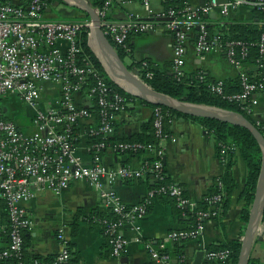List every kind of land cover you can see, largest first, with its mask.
Instances as JSON below:
<instances>
[{"label":"built area","instance_id":"2783aa9c","mask_svg":"<svg viewBox=\"0 0 264 264\" xmlns=\"http://www.w3.org/2000/svg\"><path fill=\"white\" fill-rule=\"evenodd\" d=\"M141 2L147 13L146 19L134 13L128 14L124 21L113 22L109 19L110 0L96 8L103 31L116 46L126 50L128 43L138 35L158 30L171 33L175 41L172 74L177 78L184 75L188 38L195 27L199 30L195 51L200 58L223 51L231 65L238 71L243 70L249 48L242 41H224L220 34H211L207 22L202 19L203 15L219 9L222 16L227 17L239 8L249 6L264 16V0H209L203 6H194L192 0H182L180 9L169 8L161 13L153 11L151 0ZM45 8L42 0H20L18 3L0 0V100L16 96L34 109L31 132L4 119L0 113V203L6 208L9 227L7 245L0 249V264H46L35 259L27 263L24 258V235L34 227L25 204L45 191L61 194L76 181H85L95 188L106 200L107 208L116 216V220L102 223L105 234L111 237L112 256L121 258L130 244L125 231L136 232L138 239H141L140 221L147 215L153 200L159 196H170L175 198L179 208L191 211L196 209L197 204L184 195L181 186L175 184L150 190L143 202L133 206L127 205L113 189L107 187L120 180H138L148 175L163 180L162 143L167 136L163 133L161 107L154 112V128L160 139L158 146L113 142L107 146L105 142H99L89 147L90 152L93 149L89 162L78 153L76 130L83 120L93 115L89 109L91 105H81L78 97L85 96L91 103L94 97L97 99L99 126L88 132V138L96 135L108 139L112 136L118 115L125 112L128 106L125 98L111 90L98 72L90 66L78 64L81 51L78 38L82 30L88 28L90 39L93 22L90 19L50 20L45 17ZM260 25L263 30L257 46L260 60H264V18ZM143 66L148 68L147 64ZM89 75L96 78L95 86L84 95ZM51 83L60 88L57 107L43 109L40 101L46 84ZM224 86V81L220 80L211 86V92L224 95ZM241 86V92L227 98L244 112L259 116L261 113L256 108L260 106L261 98L264 101V83L253 82L242 72ZM257 125L260 126L261 122L258 121ZM109 147L116 151L145 149L146 153L155 155L157 159L152 164L146 161L141 170L130 167L110 169L102 159L103 152ZM207 201L210 203L209 209L197 213L198 226L190 231H172L167 235V241L201 238L205 223L222 213L224 196L218 194L207 198ZM1 221L0 209V233L5 232ZM257 235L264 236L263 224L259 226ZM57 239L61 242V250L55 264H68L71 253L64 228L58 230ZM146 246L155 264H172L171 258L162 255L151 242H146ZM164 248L161 245V249ZM204 252L203 264H226L231 255L228 249Z\"/></svg>","mask_w":264,"mask_h":264},{"label":"crops","instance_id":"0c3cea01","mask_svg":"<svg viewBox=\"0 0 264 264\" xmlns=\"http://www.w3.org/2000/svg\"><path fill=\"white\" fill-rule=\"evenodd\" d=\"M12 1L18 3L20 0ZM208 1L192 0V4L203 6ZM219 1L225 2L226 0ZM87 2L91 4V0ZM151 5L155 13L167 10L163 0H151ZM56 9L57 5L53 2L52 6L46 9L45 17L50 20L78 21L85 14L80 10L69 8L67 13L62 12L63 16H57ZM134 13L144 19L147 18L141 0H117L113 3L109 15L113 22H121L127 18L128 14ZM258 13L253 8L244 6L225 17L219 9H214L206 15V22L213 26L260 24L261 19ZM131 43L133 54L124 58L129 67L140 68L137 62H143V65L147 64L149 68L157 71L172 68L175 58V41L170 33L161 30L145 33L134 37ZM93 48L98 49L95 43H93ZM142 68L140 70H143ZM184 70L188 73L204 71L213 78L221 80H233L238 75L223 53H213L200 58L194 45H190L187 49ZM48 85L46 84L40 101V107L43 109L57 107L58 99L53 101L46 93ZM77 99L81 105H92L85 96ZM3 104L4 102L1 104V111H3ZM261 108H264L262 98ZM155 109L151 105H144L140 102L129 103L128 109L118 115L114 134L110 138L122 140L141 133L145 125L151 122ZM17 114L15 112L8 115L18 121L22 130L31 132L34 109L31 107L29 110L24 109L20 117ZM98 126L99 116L93 112L92 117L83 120L76 130L78 153L87 162L91 159L88 132ZM169 132L170 136L162 143L164 150L162 159L166 174L172 183L183 188L192 202L198 204L203 201L214 180L225 172V165L218 154L217 142L201 125L187 120H173ZM149 156L148 153L122 154L109 147L103 152L102 159L110 169L130 167L134 170H141ZM247 172L245 161L238 159L232 172L236 186L229 197V206L224 214L222 212L218 218L205 223V231L201 238L191 240L186 244L187 264H193L196 254L208 250L212 245H225L242 239L247 226L241 218L242 210L246 205L242 196L246 186ZM155 180V177L150 175L138 180H120L107 187L113 189L127 205L133 206L147 198ZM25 207L34 221V227L26 234L27 253L30 259L27 260L28 263L35 256L44 259L57 255L61 250V242L57 239V233L60 228H64L66 241L71 243L74 264H155L146 242H151L157 249H161V245L171 248L173 243L167 241V235L172 231L186 230L189 227L185 219L178 217L177 210L171 201L167 198H156L149 206L147 215L140 221L141 239H138L136 232L125 231L124 234L130 244L124 255L116 258L112 256V246L105 235L104 227L91 220L95 213L109 215L111 211L106 206V200L89 183L76 181L61 194L45 191L27 202ZM75 229L76 235L73 236ZM7 241L0 235V249L7 245ZM204 261L205 257H203L202 264ZM250 261L255 264H264V236H257L251 250Z\"/></svg>","mask_w":264,"mask_h":264},{"label":"trees","instance_id":"16d2710c","mask_svg":"<svg viewBox=\"0 0 264 264\" xmlns=\"http://www.w3.org/2000/svg\"><path fill=\"white\" fill-rule=\"evenodd\" d=\"M55 1L56 0H42L43 4L46 6L44 10L45 15H46V9ZM107 1L109 0H91V5L94 8H100ZM110 1H112V5H111L112 8L113 3H115L117 0H110ZM164 5L166 6V9L169 8L180 9L183 6V2L182 0H164ZM258 14L262 21V19L264 18L263 14L261 12H259ZM89 19H90L89 16L87 14H84L83 18L80 19L79 21H84ZM109 19H110V15H109ZM202 19L206 21V16L203 15ZM207 26L211 34H220L224 41H228V40L242 41L249 48L248 56L243 61L244 67L242 71H238L233 65H231L227 61L233 68L236 69L238 75L233 80L232 79L223 80L225 83L224 95H216L213 92H211V86L214 83L220 81L221 79H215L210 74L204 71H194L188 73L186 72V70H184V75L181 78H177L172 74V68L157 71L153 68H149V67L145 68L143 66V62H137V65L140 68L142 67L144 68V69L142 68L143 70H141L143 79L155 91L169 95L181 102L216 107V108L240 113L243 116H245L252 124H254L264 134V108H261V104L258 108H256V111L260 112L261 114L255 117L241 110L238 104L229 101V99L227 98L232 94L241 92L242 72H244L251 81L264 83V60H260L259 48L257 46L262 34V30H263L262 26L259 23L223 24L217 26H213L207 23ZM198 31L199 30L197 29V27H195L192 34L189 35L188 47L190 45L195 46ZM88 34H89L88 28H84L78 38V45L81 49L80 53L78 54V64L81 66H90L95 70V72H98L99 76L105 80V82L107 83L109 88H111V90L120 93L125 98L127 106H129V103L132 102H140L144 105H151L154 108L160 107L148 103L142 100L141 98L128 93L109 77L102 63L99 61L98 57L95 55V53L92 51L89 45ZM110 41L115 46L122 59H124L127 55L131 56L133 54V45L131 43L132 40L128 43V50L116 46L111 39ZM216 53H223L225 56V53L223 51H219ZM258 59L260 60V62H258ZM148 74L149 76H147ZM95 80L96 78H93L92 75H89L87 83L84 87V95L90 93L91 89L95 86ZM7 100H12V103L14 104L19 102L18 106H21V103L23 104L24 102L19 97L16 96L7 97L0 100L1 116L4 119L11 120L18 125L17 120H15L12 116L7 115L6 113H3V111H1L2 102H5ZM96 100L97 99L94 97V99L92 100V105L89 107V109L91 112L97 113L98 108H97ZM161 108L163 114L162 128L164 135H166L167 138L170 136V132H169L170 125L175 119L187 120L201 125L203 128L206 129L209 136H211L217 142L218 154L221 162L225 165V172L223 175H221L220 177L214 180L212 187L205 195L203 201L197 204V207L194 211L179 208L176 205L175 198L173 197L159 196L158 198H167L169 201H171V203L174 204L177 210L178 217H180L181 219H185V222H187L189 225V227L186 229L187 231L195 229L199 224L197 213L199 211H206L210 207V203L209 201H207V198H212L215 195L222 194L224 196V204L222 207L223 209L222 212L223 214L225 213V211L229 206V197L231 196L236 186L235 180L232 176L233 168L237 160L242 159L247 164L248 172L246 178V186L244 188V192L242 196L246 202V205L242 210L241 218L243 222L247 224L250 217V209L255 199L257 183L260 177L262 162H263L262 149L259 143L257 142L256 138L246 128L233 126L213 119L189 116L174 110H170L169 108L166 107H161ZM154 119H155V114L153 115L151 122L145 125L141 133L135 134L130 138L118 140V139H111L110 137L108 139H103L102 136H96V135L91 136L88 138L89 147H92L94 144H97L99 142L101 143L105 142L107 146L113 142V143H118V144L121 143L127 145L140 144L144 147L145 146L147 147L148 145H152L156 147L160 143V139L156 135V130L154 128ZM258 121L261 122L262 126L257 125ZM117 152L128 155H142L146 153L145 149H140L137 150L136 152L132 150H127V151L117 150ZM91 153H93V149L91 150ZM156 159L157 157L151 154L147 161L150 164H152ZM163 172L165 174L163 180L156 179L154 181V185L151 187V190H157L166 187L168 185L174 184L170 181L169 177L167 176L165 168ZM184 195L186 196L185 191H184ZM0 209L2 212L1 225L4 226L5 228V232L4 231L1 232L0 235L1 237H4V240H8L7 237V233L9 229L8 214L6 208L3 206L2 203H0ZM91 218H92L91 219L92 222L95 221L96 223L101 224L102 226H103L102 221H114L117 219L112 212L109 215L107 214L101 215L95 213L94 216H92ZM262 224L264 225V213L262 218ZM26 234L27 233H25L24 235L25 248H26V251L24 252V258L27 261L30 259H29V254L27 253L28 245L26 243ZM75 235H76V229L73 230V236ZM105 235L110 243L111 237L107 234ZM189 241L191 240L171 241L169 243H173V246L171 248L165 246L164 249H160V253L162 255H168L171 258L172 264H187L185 260V248H186V244ZM67 246L71 253V259L69 260L68 264H74L75 259L73 258V254L71 251V243L68 242ZM241 246H242V242L241 240H239L225 245H219V246L212 245L208 248V251L228 249L231 251V255L226 264H238ZM56 257L57 255L43 259L40 256H35L33 257V259L39 260L40 262L42 263L44 262L46 264H55ZM211 264H221V263L211 262ZM249 264H255V263L250 261Z\"/></svg>","mask_w":264,"mask_h":264},{"label":"water","instance_id":"95a60500","mask_svg":"<svg viewBox=\"0 0 264 264\" xmlns=\"http://www.w3.org/2000/svg\"><path fill=\"white\" fill-rule=\"evenodd\" d=\"M63 3L68 8L80 10L87 14L93 22L94 29L89 39V45L99 61L102 63L109 77L122 89L142 100L156 106L166 107L189 116L213 119L224 122L233 126L246 128L256 138L261 146L263 162L260 177L257 183L255 199L250 209V217L247 223L244 235L241 239L242 246L239 254L238 264H249L250 254L254 242L257 238L259 226L262 224L264 213V135L263 133L252 124L245 116L240 113L228 111L216 107L205 105H197L181 102L169 95L160 93L151 88L142 77L140 68L129 67L125 60L122 59L115 46L111 43L110 39L105 35L101 26V18L94 8L87 0H56ZM92 40L101 51L100 57L92 47ZM106 60L108 67L104 60ZM112 70L116 73V78L112 76ZM204 251L196 254L193 264H202Z\"/></svg>","mask_w":264,"mask_h":264},{"label":"rangeland","instance_id":"374dc122","mask_svg":"<svg viewBox=\"0 0 264 264\" xmlns=\"http://www.w3.org/2000/svg\"><path fill=\"white\" fill-rule=\"evenodd\" d=\"M53 4V3H52ZM52 4L50 5V6H52ZM49 6V7H50ZM64 9V10H63ZM67 9H69L68 7H66L63 3H61V2H58V4H57V9H56V11H57V16H63L62 15V12H64V13H67L68 11H67ZM60 10H61V14H60ZM57 20H67V19H57ZM68 21H71L70 19L68 20ZM126 62H127V60H125ZM48 85V84H47ZM46 93L48 94V96H50L51 97V100H53V101H55V100H57L58 98H59V96H60V88H58V87H54L53 85H52V83L51 84H49L47 87H46ZM18 104H19V102L18 103H16V104H14V103H12V100H7V101H5L4 102V104H3V111L8 115V114H12V113H15V112H17L18 114V116L20 117L21 115H22V113H23V111H24V109L25 110H29L30 109V107H29V105H27L26 103H21V106H18ZM14 108V109H13Z\"/></svg>","mask_w":264,"mask_h":264},{"label":"bare ground","instance_id":"6f19581e","mask_svg":"<svg viewBox=\"0 0 264 264\" xmlns=\"http://www.w3.org/2000/svg\"><path fill=\"white\" fill-rule=\"evenodd\" d=\"M93 43H95L94 40H92V47H93ZM93 49H94V48H93ZM94 50L97 52V54H98L100 57L102 56L101 51H100L99 49H94ZM103 60H104V62H105V64H106V66L108 67V64H107L106 60H105V59H103ZM108 69H109V68H108ZM109 71H110V69H109ZM110 72H111L112 76L116 78V73H114L112 70H111Z\"/></svg>","mask_w":264,"mask_h":264}]
</instances>
